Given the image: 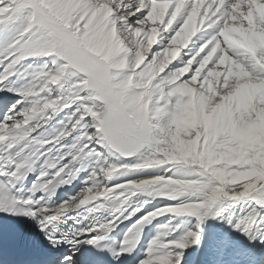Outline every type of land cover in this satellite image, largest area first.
Masks as SVG:
<instances>
[{"label": "snow or ice", "instance_id": "1", "mask_svg": "<svg viewBox=\"0 0 264 264\" xmlns=\"http://www.w3.org/2000/svg\"><path fill=\"white\" fill-rule=\"evenodd\" d=\"M0 253L264 264V0H0Z\"/></svg>", "mask_w": 264, "mask_h": 264}]
</instances>
